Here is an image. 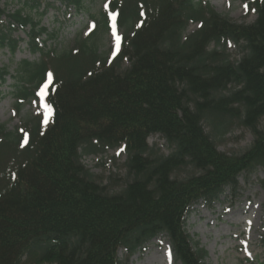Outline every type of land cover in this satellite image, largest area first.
Segmentation results:
<instances>
[{
	"label": "trees",
	"instance_id": "trees-1",
	"mask_svg": "<svg viewBox=\"0 0 264 264\" xmlns=\"http://www.w3.org/2000/svg\"><path fill=\"white\" fill-rule=\"evenodd\" d=\"M244 1L256 14L251 23L201 0H110L90 15L91 31L62 49L39 46L54 33L22 9L7 14L10 28L29 27V50L39 53L14 68L16 111L45 86L51 115L27 117L23 132L0 124V264H126L118 249L128 258L158 235L174 262L203 264L206 251L185 229L190 207L215 203L256 168L264 190V0ZM113 14L121 47L110 57L101 43ZM191 22L199 27L187 33ZM0 42L15 51L9 36ZM230 43L242 48L239 59ZM238 122L251 144L219 151L216 138ZM154 134L167 154L147 144ZM121 144L126 174L112 192L81 157Z\"/></svg>",
	"mask_w": 264,
	"mask_h": 264
},
{
	"label": "rangeland",
	"instance_id": "rangeland-1",
	"mask_svg": "<svg viewBox=\"0 0 264 264\" xmlns=\"http://www.w3.org/2000/svg\"><path fill=\"white\" fill-rule=\"evenodd\" d=\"M37 1V6H34L35 0L0 2L5 9V14L0 16V37L9 36L17 42L14 52L7 43L4 45L0 42V68L6 67L8 70L7 75L0 77V124L9 131H22L27 117L41 115L46 119L48 110L44 103L45 94L41 92L37 97L35 94V97L23 102L20 111H16L12 92L14 68L23 59L37 60L39 53L29 50L28 27L10 28L7 13L22 9V13L33 15L35 21H39L37 28L45 27L49 33H54L52 39L42 36L39 41L46 48L55 46L62 49L72 43L76 33L80 32L85 36L93 28L90 15L105 11V4L109 0H80V10L72 3L59 0ZM201 1L209 3L217 12L239 23H251L256 18L254 10L244 0ZM198 27V22L189 23L187 33ZM117 35L120 37L119 31ZM101 49L107 52V56H114L115 38L112 30L104 36ZM227 52L232 59H239L242 48L230 43L227 45ZM259 127L264 128V117L260 120ZM252 140L251 130L238 122L215 141L219 151L237 154L246 149ZM147 144L158 148L160 153L169 152L165 140L158 134L150 135ZM125 160L122 144L103 153L85 154L81 157L82 164L101 185L112 192L120 190L124 183ZM186 174L187 170L183 169L176 176L182 178ZM262 177L260 168L242 173L235 191L225 188L215 203L207 204L200 200L190 207L185 217V229L190 236L191 246L196 244L206 251L203 264H264V190L259 184ZM117 256L126 264H178L170 256L169 241L164 235L153 238L128 258L122 248L118 250ZM22 264L30 263L25 260Z\"/></svg>",
	"mask_w": 264,
	"mask_h": 264
},
{
	"label": "snow or ice",
	"instance_id": "snow-or-ice-1",
	"mask_svg": "<svg viewBox=\"0 0 264 264\" xmlns=\"http://www.w3.org/2000/svg\"><path fill=\"white\" fill-rule=\"evenodd\" d=\"M112 21H113V25H112V31H113V36L115 38V49H114V55L117 51H119L120 48V37L117 35V29H116V17L115 15L112 16ZM49 81H51V74L49 75Z\"/></svg>",
	"mask_w": 264,
	"mask_h": 264
}]
</instances>
